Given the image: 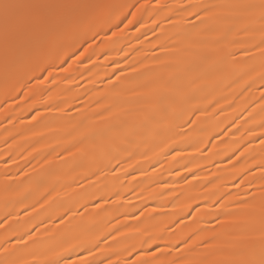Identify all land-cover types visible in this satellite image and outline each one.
<instances>
[{
    "label": "bare ground",
    "instance_id": "1",
    "mask_svg": "<svg viewBox=\"0 0 264 264\" xmlns=\"http://www.w3.org/2000/svg\"><path fill=\"white\" fill-rule=\"evenodd\" d=\"M127 2L136 4L138 0ZM242 2L249 0H192L196 4ZM159 3L168 7L158 8L157 0H150L151 9L137 14L138 18L143 15L148 27L139 28L138 23L128 28L121 25L123 31L116 36L110 32L108 36H98L93 45L94 63L85 60L83 64H73L75 57L69 52L64 67L73 66L67 72H54L55 81L49 77L27 98L20 97L15 103L9 100L5 105L0 95V223L11 213L9 223L0 227V248L15 245L19 235L32 231L43 242L41 250L70 244L68 259H86L89 264H108V260L123 264L141 257L140 242L149 235L163 236L159 245L165 247L167 242L182 240L201 228L220 229L215 221L217 211L236 213L232 219L238 228H243L244 218L239 215L242 205L234 194L244 190V184L239 188L233 185L244 176L245 183L255 179L256 185L248 186L249 191H255L261 183L264 165V145L260 143L264 133L260 127L264 124V56L255 47L264 38V25L251 23L247 33L242 28L249 21L243 18L220 25L213 21L201 25L194 16L180 11L188 0ZM149 17L156 21L155 25ZM189 20L199 28L191 29ZM185 30H190L199 42L186 39ZM224 34L226 44H217ZM162 45L167 46V52L161 50ZM153 56L165 57L171 67L159 64L151 59ZM225 56L231 75L229 82L237 83L216 91L214 80L198 77L222 66ZM150 68L157 71L150 73ZM161 75H180L183 79L176 81V86L191 87L197 93V100L186 108L208 107L222 96L228 100L221 99V105L228 108L231 103L235 108L223 113L210 109L200 116V127L195 132L196 125H185L191 112L177 116L166 125L171 129L166 147H155L154 137L140 135L132 137L133 143L110 145L103 137L77 143L92 130L122 128L130 132L139 120L134 121L126 110L140 111L137 101L150 94L153 82ZM214 75L218 80L219 71L215 70ZM116 76L120 80L115 83L122 87L113 92L109 81ZM113 104L119 107L107 112ZM37 112L39 116L33 120ZM225 129L222 138L217 135ZM249 129L254 135H249ZM225 140L245 149L239 161H229L232 153H224ZM178 151L184 155L176 156ZM209 179L216 183L206 185ZM229 192L233 196H225L224 207L217 209L213 203L220 202L216 194ZM27 193L31 195L25 199ZM97 203L100 208L95 206ZM69 209L77 214L72 215ZM61 215L65 216L63 224L59 222ZM117 229L124 233L118 236L122 242L111 241L110 250L102 245L104 253L90 257L87 247L79 246L83 238H103L109 232L116 234ZM211 235L201 233L197 242ZM230 239L224 237L225 241ZM149 250L160 254L155 244ZM23 258L29 264H43L39 251L37 257Z\"/></svg>",
    "mask_w": 264,
    "mask_h": 264
},
{
    "label": "snow or ice",
    "instance_id": "2",
    "mask_svg": "<svg viewBox=\"0 0 264 264\" xmlns=\"http://www.w3.org/2000/svg\"><path fill=\"white\" fill-rule=\"evenodd\" d=\"M156 6L158 8L168 7L167 5L161 6L159 0H157ZM144 9H151L150 0H145L144 3H139L138 0L136 4H130L127 0H0V95L3 96L5 105L9 100L15 103L20 97L27 98L28 93L42 85L49 77L55 81L54 72H67L77 61L81 64L85 63V60L94 63L93 57L96 56V51L93 45L101 34L108 36L110 32L111 36H116L117 33L123 31V28L137 23L139 28L148 27V22L144 20L143 15L139 18L137 15ZM180 11L188 16H194L201 25L208 21H213L214 25H220L233 19H247L249 24L242 28L245 33L250 31L251 23L259 22L264 25V0L210 4H196L192 3V0H188L187 4L180 6ZM149 20L153 25L156 24V21L151 17ZM170 22L176 23L175 21ZM187 23L191 25V29H197L200 26L191 20ZM185 36L192 43L199 42L190 30H185ZM226 41L227 34H224L216 43L224 45ZM255 47L264 56V38ZM161 50L167 52V46L162 45ZM69 52L75 59L73 64L64 67ZM228 55L234 54L229 53ZM97 59L99 58L97 57ZM151 59L165 67H171L165 57L153 56ZM116 63L118 64L119 61ZM221 63L222 66L217 65L216 69H210L198 77V79L214 80L216 91H222L225 87L231 88L232 84L237 83L236 80L229 82L231 75L227 65V56ZM215 70H218L220 74L218 80L214 75ZM148 71L151 73L157 70L150 68ZM182 79L183 77L180 75L172 77L161 75L153 82L154 86L151 88L150 94L142 95L137 101L141 110H126V114L133 117L134 121L139 120L138 124L133 123L130 132L122 128H110L103 132L92 130L77 143L82 144L86 140H96L97 137H103L109 141L110 145L123 142L133 143L132 137L140 135L154 137L155 147L161 145L166 147L168 132L171 131L170 127H166V125L177 116L191 112L192 115L185 121V125L187 127L196 125L193 127L195 132L200 127L197 123L200 121V116L207 114L210 109L223 113L228 108H235V105L231 103L228 104V108L221 105V99L228 100L226 96L216 99L208 107L186 108L197 100L198 96L191 87L184 89L176 86L175 82ZM261 79L264 80V75L261 76ZM119 80L120 76H116L114 80L109 81L112 84L113 92L121 89L122 85L115 83ZM191 84H196V81L193 80ZM239 95L243 96V93ZM261 97L264 100V93L261 94ZM118 107L119 104H113L106 111L112 112L113 108ZM262 108H264V104H262ZM38 116L39 112L32 119L36 120ZM234 124H236L235 121ZM236 127L239 128V125L236 124ZM260 127L264 129V124H261ZM248 131L249 135H254L250 129ZM226 132L227 129L217 135L222 138ZM201 143L203 142L201 141ZM260 143L264 145V133L261 135ZM224 144V153H232L228 156L229 161H232L233 158L239 161L245 155V149L234 147L230 141L225 140ZM75 146L73 145V147ZM209 146L213 149L216 147L215 145H205V147ZM245 147H250V145ZM196 151H201V149L197 148ZM219 154L217 153V155ZM182 155H184L183 152H176V156ZM233 166L236 167L235 164ZM185 170L190 171L187 168ZM261 171L262 175L259 178L261 183L255 188V191L248 190L249 185H256L255 179L245 183V177L241 176L233 185L239 188L241 184H244V190L234 194L235 199L242 205L239 213L244 218L242 229L238 228L235 220L232 219L237 215L236 213L217 211L215 221L220 225V229L215 226L201 228L182 240L176 239L167 242L165 247L159 245V241L164 239L163 236L149 235L147 239L140 242L141 257L138 260L124 261L123 264H264V165L261 166ZM196 179H200V177L197 176ZM215 183L216 181L212 179L206 181V185ZM29 195L31 193H27L24 198L26 199ZM49 195L51 194L49 193ZM216 195L220 202L214 201L213 203L217 209H220L224 207L225 196L232 197L233 193L229 192L224 195L217 193ZM44 199L47 201L48 197ZM107 202L104 201V203ZM95 206L100 208L101 204L97 203ZM186 207L190 208L191 206L186 205ZM209 208H211L210 205ZM48 211L54 212L55 209H48ZM69 212L72 215L77 214L71 209ZM209 215H212L211 210ZM10 216L11 213H8L4 223H0V227L9 223L8 217ZM222 216L225 218L221 219ZM59 222L65 223L64 215L59 217ZM36 227L38 230L39 225ZM201 233H212V235L201 238L197 242ZM123 235L124 233L117 229L116 234L109 232L103 238H83L79 246L87 247L88 255L91 257L97 252L104 253L106 251L102 245H107L110 250L113 247L111 241L122 242L118 240V236ZM225 236H229L231 239L225 241ZM29 241L32 243L29 244ZM42 244V241L36 239L34 232L26 231L18 236L15 245L0 248V264H29V261L23 257L26 255L37 257L38 251L39 255L43 256V264H89L86 259H68L66 257V253L71 247L70 244L46 247L41 250L39 246ZM154 244L159 250V255L156 254V251L149 250ZM16 245L23 247H16ZM108 264H114V262L108 260Z\"/></svg>",
    "mask_w": 264,
    "mask_h": 264
}]
</instances>
